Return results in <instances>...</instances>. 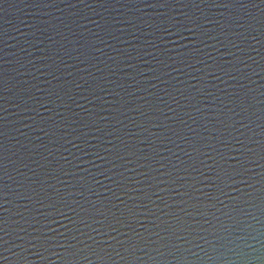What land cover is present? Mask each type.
I'll return each mask as SVG.
<instances>
[{"label":"water","instance_id":"1","mask_svg":"<svg viewBox=\"0 0 264 264\" xmlns=\"http://www.w3.org/2000/svg\"><path fill=\"white\" fill-rule=\"evenodd\" d=\"M264 245V0H0V264H211Z\"/></svg>","mask_w":264,"mask_h":264},{"label":"clouds","instance_id":"2","mask_svg":"<svg viewBox=\"0 0 264 264\" xmlns=\"http://www.w3.org/2000/svg\"><path fill=\"white\" fill-rule=\"evenodd\" d=\"M211 264H264V245L230 248L222 258L209 257Z\"/></svg>","mask_w":264,"mask_h":264}]
</instances>
